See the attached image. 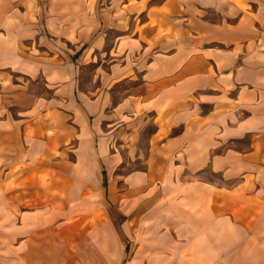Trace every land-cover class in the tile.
Instances as JSON below:
<instances>
[{
    "label": "crops",
    "instance_id": "0c3cea01",
    "mask_svg": "<svg viewBox=\"0 0 264 264\" xmlns=\"http://www.w3.org/2000/svg\"><path fill=\"white\" fill-rule=\"evenodd\" d=\"M0 264H264V0H0Z\"/></svg>",
    "mask_w": 264,
    "mask_h": 264
}]
</instances>
